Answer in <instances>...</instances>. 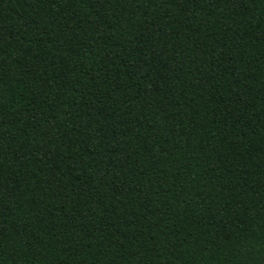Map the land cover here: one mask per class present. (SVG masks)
Returning <instances> with one entry per match:
<instances>
[{
	"label": "trees",
	"instance_id": "obj_1",
	"mask_svg": "<svg viewBox=\"0 0 264 264\" xmlns=\"http://www.w3.org/2000/svg\"><path fill=\"white\" fill-rule=\"evenodd\" d=\"M0 264H264V0H0Z\"/></svg>",
	"mask_w": 264,
	"mask_h": 264
}]
</instances>
